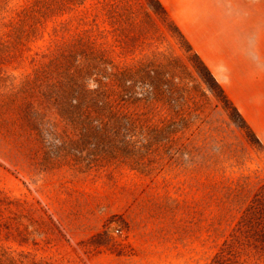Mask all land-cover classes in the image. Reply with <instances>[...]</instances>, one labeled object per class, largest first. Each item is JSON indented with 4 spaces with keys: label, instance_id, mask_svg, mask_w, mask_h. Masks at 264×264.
<instances>
[{
    "label": "rangeland",
    "instance_id": "rangeland-1",
    "mask_svg": "<svg viewBox=\"0 0 264 264\" xmlns=\"http://www.w3.org/2000/svg\"><path fill=\"white\" fill-rule=\"evenodd\" d=\"M170 7L217 67L254 20L235 0ZM172 29L145 0H0V264L210 263L264 185V152ZM83 53L107 124L43 155L22 80Z\"/></svg>",
    "mask_w": 264,
    "mask_h": 264
},
{
    "label": "trees",
    "instance_id": "trees-1",
    "mask_svg": "<svg viewBox=\"0 0 264 264\" xmlns=\"http://www.w3.org/2000/svg\"><path fill=\"white\" fill-rule=\"evenodd\" d=\"M145 4L153 13L170 22L173 32L185 44V51L195 60L194 67L203 82L206 83L208 80L211 82L212 87L209 88L215 90L220 101L229 109L231 112L229 117L237 127L245 131L250 141L264 152V146L259 138L227 97L218 80L193 49L186 36L169 17L162 2L145 0ZM75 56L76 54L63 57L59 63H53L56 68L46 69L35 74L32 79L22 80L27 86L23 90L25 88L31 90L33 98L31 103L28 101L24 106V113L29 118V128L32 131L27 135L39 142L44 149L43 155L54 156L49 148L55 144V141H61V138L65 144L75 142L81 128H95L98 124L103 127L107 124L104 116H101V119L96 117V113H99L105 102L102 101L100 94L91 90L88 82L90 80L92 85H98L94 79H91L89 73L94 69L89 63L92 55L83 53L81 60ZM84 74H87L86 77ZM109 97L108 94L105 100L109 101ZM27 135L25 134L26 137ZM209 264H264V185L251 197L229 237L222 242Z\"/></svg>",
    "mask_w": 264,
    "mask_h": 264
},
{
    "label": "crops",
    "instance_id": "crops-1",
    "mask_svg": "<svg viewBox=\"0 0 264 264\" xmlns=\"http://www.w3.org/2000/svg\"><path fill=\"white\" fill-rule=\"evenodd\" d=\"M160 1L174 22L185 34L174 12H172V8L170 7L171 0ZM193 1L198 3L203 0ZM209 1L212 3H226L228 0ZM235 1L251 3L253 9L248 10V12L252 13L251 17L254 20L252 26L244 28V35L242 36L244 42L242 40L240 42L239 39L237 49L234 48L233 42L230 43L231 51H227L230 54H227L226 60L220 62L219 67L210 65L205 57H202L199 48L193 44L192 40L187 36L186 38L203 58L214 76L219 79L220 85L227 97L236 106L264 146V0ZM201 6L203 7V5ZM232 15V17H236V13ZM239 16H241L240 13H237V17Z\"/></svg>",
    "mask_w": 264,
    "mask_h": 264
}]
</instances>
